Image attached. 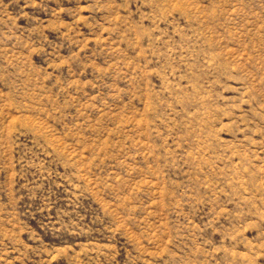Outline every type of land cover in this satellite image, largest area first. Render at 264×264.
Segmentation results:
<instances>
[{
    "label": "rangeland",
    "instance_id": "obj_1",
    "mask_svg": "<svg viewBox=\"0 0 264 264\" xmlns=\"http://www.w3.org/2000/svg\"><path fill=\"white\" fill-rule=\"evenodd\" d=\"M0 264H264V0H0Z\"/></svg>",
    "mask_w": 264,
    "mask_h": 264
}]
</instances>
